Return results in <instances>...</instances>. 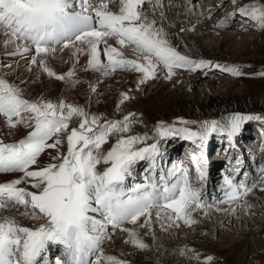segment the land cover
I'll use <instances>...</instances> for the list:
<instances>
[{"label": "snow or ice", "instance_id": "6c2138e0", "mask_svg": "<svg viewBox=\"0 0 264 264\" xmlns=\"http://www.w3.org/2000/svg\"><path fill=\"white\" fill-rule=\"evenodd\" d=\"M115 2L0 0L3 45L6 49L13 46L8 55L27 60L29 70L34 66L50 78L73 85L79 83L75 65L80 55L88 57L85 71L108 76L117 69L132 70L141 74L138 84L155 79L160 65L167 69L165 79H171L176 68L195 71L211 66V62L190 59L170 45L163 29L143 11L144 4L151 0H119L117 10H112L109 5ZM238 12L264 28V5L241 6ZM124 48L132 51L133 58L125 56ZM65 49H71L74 63L67 73L58 74L48 60ZM225 70L240 75L236 68ZM129 98L124 93L120 102ZM0 117L9 129L18 125L31 129L18 142L0 139V173L22 174L0 183V209L11 202L30 206L33 218H46L45 224L29 228L13 217H0V264H126L104 252V242L112 238L109 226L127 232L126 243L146 249L148 245L139 233L123 225H136L143 218L140 226L150 227L154 216L162 225L179 226L180 221L191 225L195 223L194 212L207 214L213 207L203 190L207 160L192 156L200 186L193 184L183 165L173 164L166 174L162 169L157 174L156 159L161 155L158 144H147L146 135H125L131 131L133 113L102 123L103 117L64 100L27 99L19 86L0 76ZM73 117L79 123L70 127ZM252 119L260 117L234 114L223 123L203 121L198 131L187 127L195 121L180 120L183 127L161 123L158 134L181 136L199 142L203 148L213 133H226L232 138L246 120ZM113 134L118 136L116 143L106 153L101 151ZM65 143L67 150L61 152ZM49 149L56 150L57 155L52 157L56 162L39 166L40 157ZM146 159L152 162L151 176L144 183L126 187L133 165ZM101 163L109 165L102 172L97 170ZM25 184L28 187L21 186ZM221 191L225 199L220 203L243 207L239 201L251 189L225 176ZM50 243L63 246V259L45 258Z\"/></svg>", "mask_w": 264, "mask_h": 264}, {"label": "bare ground", "instance_id": "6f19581e", "mask_svg": "<svg viewBox=\"0 0 264 264\" xmlns=\"http://www.w3.org/2000/svg\"><path fill=\"white\" fill-rule=\"evenodd\" d=\"M157 1L158 0H151V2H146L144 4L143 11H144L145 15H147L150 20H154L156 22V26L158 28L163 29V31L167 35V39H168L170 45L175 47L177 51H179L181 54L189 57L190 59H193L196 61H200V60L209 61V62H211V66L200 68V69H197L195 71H190L186 68H184V71H180V70L177 71L176 70L178 72V74L180 75L179 78H176V77L173 78V76H174L173 75L171 79H165V75H166L165 69L166 68L163 65H160L157 69L155 79H149L143 84H138V81L141 78V74L136 72V71H132V70L117 69L115 72L111 73L108 76H104L101 72H98V71H92V70L85 71L84 66L87 64L88 57L85 55H80L79 63H77L75 65V67H76V79L79 81V83H76L75 85H73V84H71L65 80H58L55 78H50L45 73L38 70L34 66H32L31 70H29V65H28L27 60L22 59L19 56L8 55L9 52L13 51V46L10 45L6 49L3 45L4 37L0 36V76L7 79L9 82L19 86V88H21L23 90V94H24L25 98H27V99L35 100V99H39V98L43 97L45 99L52 100L54 102L59 101V100H64L67 103H72V104L78 103L79 105L86 108L85 109L86 111L96 110L95 112H92L91 114L103 117V120L101 121L102 123L104 122V120H111L109 118L111 115L116 116V114H118L119 111L121 110V105H123V104H125L124 106H130L132 113L138 115L139 113H137L138 109L136 107L141 108L145 104V101L147 99L141 98V100H139L140 99L139 93L137 94V92H136L137 88H141V91H143V92H145L148 88H150V90L148 91L150 93L148 98L156 99V101L154 102V105H156V107L159 110L163 111V110H166L167 108H169V107L163 106V101L167 100V99H164L166 97L165 95H167V96L171 95V94H165L171 88H175L176 91H182L183 94L177 95L176 93H174V97L171 96V98H168V99H170V101H169L170 106H172L174 108H178V109L179 108H186L189 105L191 106L194 103V100H196L195 99L196 94L194 92L195 91L194 88L198 85L200 86V83H202L201 79L206 77L205 74L208 73V72H206L208 69H210V70L213 69V70H215L214 72H222V74L234 76V79L237 77V75H234L233 73L225 70L226 68H234L235 67L234 64H231V65L227 66L226 68H224V67L221 68V66H220L219 67L220 69H219L218 67H216V65L219 63L214 64L212 62L213 61L212 58L209 57V59H208L207 58L208 55L201 54L202 51L200 50V47H201L203 42H210V43L214 42V44L216 45V48H217L214 51H215V54L217 56H219L220 60H224L227 56L228 57L233 56L234 58H232L233 60H231V61H233V63L238 61V58H235V57H237L239 54H231L230 53V50L226 46V43L228 42L227 40H224L223 42L215 40L216 35L214 34V32H215L214 27H216L215 21H216L217 17L213 18V16L210 15L211 14L210 12H209L210 13L209 14L206 12L202 13L201 11H199L200 13L195 14L196 13V12H194L195 9L193 7H190L188 4H187L188 6H184V7L179 6L178 13L175 12L174 16L169 15V6H170L169 4L172 2V0H163V2H161V3L157 2ZM259 1L264 4V0H259ZM118 2H119V0H116L115 3L110 4L109 5L110 8H112V10H117ZM224 2H225V4L229 3V4H227V7L229 8V12H232V14H234L236 17L239 16V18L244 17V16H241L238 12L239 6L241 7L243 4H244V6H248L247 5L248 3L252 4V0H224ZM198 4H201V3L199 2ZM234 4H238L237 9H236V5H234ZM208 5L209 4L207 3V6ZM201 6L202 5H200L198 7H201ZM192 21H193V23H192ZM241 21H243V19H241ZM253 22L257 24V22H255L254 20H253ZM246 23L248 25V21ZM257 28H259V27L257 26ZM197 37L199 39H197ZM200 40H202L203 42ZM109 43L113 44L115 46L114 40L110 39ZM101 47H103V45H101ZM123 51H124V54L127 58H133V53L129 48H124ZM201 55H204V56H201ZM241 55L242 54H240V56ZM221 56H223V57H221ZM102 59H106V58L103 57V55H102ZM48 63L58 74L67 73L72 68L73 63H74V61L72 59L71 49H65L63 51L58 50L54 57L49 58ZM9 64L12 65L11 68L7 67V65H9ZM219 65H221V64H219ZM176 69H179V68H176ZM176 71H174L175 74L177 73ZM196 72H200L198 76L197 75L194 76V73H196ZM122 75H126V76H128V78L125 76L127 80H124V82L123 81L119 82L118 77H120V76L122 77ZM210 79L213 80L209 84L212 86H216L218 84V82L224 83V81L221 79H214L213 77L212 78L210 77ZM166 81H168L170 83H168L166 85L162 84L159 93H157V94L155 93L154 95L151 93V89H152V91H155L156 87L159 86V84L161 82L165 83ZM92 87L95 88L94 92L91 90ZM201 87H202V85H201ZM129 90H132V92L134 91L133 93L130 92L131 94H133V96H138V99L135 101L134 105L133 104L129 105L127 101H124L123 103L120 102L122 99V95H120V94H122V93L129 94ZM187 90H189V92H192L191 97H194V100L190 101L187 99V96H185V92ZM55 94L57 95V98L59 97L57 100L55 98V96H56ZM197 95H198V93H197ZM223 96H224V94H221V93L217 97L210 96L211 100H210L209 104L206 105L207 103H204V105L205 106H211V107L218 106L221 104V101L224 99V98L222 99ZM87 103H88L89 107L91 106L90 109L87 108ZM126 109H127V107H126ZM121 111H123V108ZM119 120H122V119H119ZM247 125H249V123L246 120L242 124V126L245 128L243 129V127H241V129L237 135H239V133H241L240 136L242 137V135L246 132L245 129H246ZM18 129H19L20 133H17ZM29 130H30V128L24 127L23 125H18L14 129H9L5 125L3 118L0 117V139H2L5 143L16 142L15 140H16L17 134L21 135L22 133H24L25 135H23L24 136L23 138H25L28 135L27 132ZM245 134H247V132ZM215 135H219L220 137H223L227 134L226 133L212 134L208 138V140L209 139L210 140L209 141L207 140L205 142L203 148H205L207 150L208 147L213 145V144H216V146H220L219 143H222V142L218 141L217 138H212ZM237 135L232 137L233 138V141L231 143L232 147L229 146L230 149H229L228 155H229L230 160L232 158H235L241 164L242 170L245 173L244 176H242L241 181L238 182V180L240 178L236 177L233 179V182L234 183L243 182L251 189V191L248 192L247 195L241 197V199L239 201V203L241 204V200L246 199L244 201L243 207H240L237 204H231V205L230 204H220V201L225 199L224 193L221 191V188H222V186H224V177L227 176V173H228V172L225 173V169L228 168L227 166H226V168H224L222 170L223 174L221 173V175L219 176V178L220 177L221 178L218 179L217 183H214L213 182L214 178H212L214 174H212V172H213V169H215V167L217 165L215 164L216 162L213 163L211 156H209V152L206 151L203 154V152L200 151L198 153V150L194 149V151L191 150L192 152L187 155L188 157L186 156L187 158H183V160L185 162V164H183V166H185L186 163L188 162V158L192 159L193 154L207 160V165L205 168L206 177H205V181L203 183V190L206 194V196H205L206 200L208 202L213 203V207L210 210H208L207 214H205L204 211H201V210H198V211L193 213L192 218H193V220H195V223H193V224H196L198 222H200V223L204 222V226L201 227L198 225V226H196V228H193L196 230V233L199 234V236H197V238H199L201 236V234H203V233H207L208 236H214L215 235V232H217L216 231L217 227L216 226L212 227V225H213L212 220H216V224H218V225L221 224L222 222L226 221V220L232 219V221H234L233 220L234 218L240 220V223H243L244 220H246V217L249 213L250 214L251 213L257 214V212H258L257 210H259L260 213L262 212L261 208H259V207L264 206V194L262 193V190H260L261 187L264 186V173H262V175L259 177L255 176L256 178H259L258 181H257V179L252 178L254 176L253 172H252V167H251L250 162H247L248 156L246 155V153H244L245 147H243V145H242V140H244L245 138H247V140H249L251 137L245 135L244 139H241L240 137L237 138ZM161 139H163V137H161ZM161 139L159 138L158 142ZM174 139H177V140L173 141V142H167V141L162 140L163 145L160 146V149H159L162 152H160L161 153L160 157L158 156V158L156 159V165H157L156 172H157V174L160 173L161 169L166 174L167 171L172 167V165L170 163H168V157H167V154L164 153V149H167L168 152L169 151L172 152L173 154L170 155V157H173L174 155H176L178 153L179 146H182L181 143L184 142V140L181 136H179L178 138H174ZM187 142H188V140H187ZM191 142L193 143V141H191ZM65 145H66V147H65ZM63 146H64V148H63ZM63 146L60 149H63L66 152L67 144L65 143ZM198 146H196V147H198ZM263 150H264V146H263L262 141L260 143V147H259V150L257 153L251 154V150L247 149L248 154L250 155V160L252 157V166L254 167L253 169L256 168L257 163H259L261 167L264 166V151ZM53 151H54V149H49L48 152H46L45 154H43L40 157L39 166H45L48 163L53 162L52 161ZM162 153H164V155H162ZM164 158H165V161L163 163L159 164V162ZM218 159L219 158H216L217 161H218ZM146 160L143 162H146ZM139 162H137L136 164L133 165L131 173L138 171V168H139L138 163ZM149 162H151V161L149 160ZM222 162H223V160H222ZM98 167H99V165H98ZM151 168H152V163L150 166H148L146 168V172L144 174L145 180H146V177L151 176ZM104 169H105V167H104ZM191 169H193V166ZM97 170L102 172V170L99 168H97ZM20 175H22V174L21 173H0V183L10 181L14 178H17ZM133 177H136V176H132V175L128 176L126 181H125V185H127L129 180ZM195 178H196V182H197V183H194L195 186H196V184H198V186H200V182L197 180V177H194V179ZM191 180H193V179H191ZM136 183H138V182L136 181ZM21 186L22 187H28V185H26V184L21 185ZM8 205L10 208L12 206L13 207L16 206V205H13L11 202H9ZM248 207L252 208V209H250V211L248 210L249 212L247 211ZM217 209H220V210H217ZM233 209H235V211H233ZM9 211H11L10 214L5 215L4 217H13L21 226H24V227H29V228L39 227V226H37V224H35L37 222H32V220L29 217L25 216L24 214L22 215V214L16 213V211H13L12 209H6V210L2 209V210H0V214L3 215L4 212H9ZM263 214L264 213L262 212V215ZM142 221H143V218H141V221L138 222L136 225H132L131 228L136 227L135 231L137 233H139V236L142 240L144 239L145 236L150 237V240L145 241L144 243H146L148 245V247L146 249H148V251L151 252V255L155 256V258L161 257L162 258L161 261L163 263H166V264H181V263H178L179 262L178 257H180V255L182 256V254L185 253L186 249L184 247H182V248L180 247L181 242H180V246L176 245L173 247V246L168 245V247L165 248L166 244L164 245L163 240L160 239V237H159L160 233L158 234L157 230L159 232H163V234L171 232L174 235H178V236L182 235L183 236V234H184V236H185V234L188 232L186 230L190 227V225L184 224L182 221L179 222V226H176L175 224H173L172 226H169V224H167V223L162 225L161 222L159 220H157L154 216L152 221H151L150 227H141L140 224L142 223ZM43 223L44 224L46 223V218H44ZM159 226H161V227L159 228ZM143 228H145V229L143 230ZM177 229H181V230L178 231ZM109 232H111V231H109ZM262 233H264V231ZM193 237H195V236H193ZM257 237L255 235L247 234V235L242 237L243 238L242 241L237 242V244L234 247V249H235L234 250L235 251L234 256L236 257L238 262H242L240 260L245 258L244 256L249 255L251 253V250L255 248L256 240H258ZM171 239H172V237H171ZM123 244L116 242V244L113 246V248L117 249V252L115 254L107 253L106 255L115 256L118 259L126 262V259H128L129 257L127 255V250L125 249V246ZM176 244H177V242H176ZM178 244H179V242H178ZM185 244H186V241H185ZM109 245L110 244L106 245V247H108ZM170 245H172V243H170ZM163 247H164V249H163ZM215 248L218 249L217 247H215ZM49 249L50 248H48L47 251L44 253L45 258H47L48 260H50V258L51 259L53 258L50 256L51 251ZM219 249H218V251H219ZM215 250L212 249V252L217 253L218 254L217 256L223 257V255H225L223 253V251L216 252ZM252 251H254V250H252ZM137 252H138V250H137ZM195 252H200V249L197 248V250H195ZM172 257H174V260L170 261V258H172ZM259 257L260 258L262 257L261 261H264L263 255L261 256V254H260ZM139 258H141V256H139ZM154 262H155V264L157 263L156 260H154ZM40 264H42V261L40 262ZM157 264H160V263H157Z\"/></svg>", "mask_w": 264, "mask_h": 264}, {"label": "rangeland", "instance_id": "374dc122", "mask_svg": "<svg viewBox=\"0 0 264 264\" xmlns=\"http://www.w3.org/2000/svg\"><path fill=\"white\" fill-rule=\"evenodd\" d=\"M157 2L161 3L163 2V0H158ZM199 2L201 4H198ZM207 3L209 4L208 6H207ZM187 4L190 7H193L195 9L194 10V12H196L195 14L200 13L199 11H201L202 13L210 12L211 14L210 13L209 14L213 16V18L217 17L215 21L216 27H214L215 28L214 34L216 35L215 40L220 41V42L227 40L228 42L226 43V46L230 50V53L239 54V55L235 57V58H238V61L234 63L233 61H231L233 60L232 58H234L233 56L231 57L227 56L224 59L225 61L220 60L219 56L215 54L214 50H216L217 48L214 42L212 43L203 42L204 41L203 39H202L203 41L200 40L203 42L200 47V50L202 51L201 54L208 55L207 56L208 59L209 57L212 58L213 61L212 60L211 61L214 64L216 63L221 64L220 65L221 68L222 67L226 68L227 66L234 64L235 66L234 68L238 69L240 75H237V77L234 79V76L222 74V72H214L215 70L208 69L206 71L208 73L205 74L206 77L201 79L202 83H200V86L198 85L194 88L195 90L194 92L196 94L195 99L197 101L194 100V97H191L192 92H189V90H187L185 92V96H187V99L190 101L194 100V103L191 106L189 105L186 108H179V109L170 106L169 105L170 99L168 98H171V96L174 97V93H176L177 95L179 94L182 95L183 94L182 91H176L175 88L169 89L168 92L165 94H171V95L167 96L164 94L166 96L164 99H167V100L163 101V106L169 107V108L161 111L156 107V105H154V102L156 101V99L148 98L150 95V93L148 92L150 88H148L145 92L141 91V88H137L136 92L137 94L139 93V98H140L139 100H141V98H145L147 99L146 100L147 102L145 101V104L141 108L136 107L138 109L137 113L139 114L136 115L133 113L134 122L131 124V131L129 133H125V135L126 136L128 135L145 136L146 135L149 137L146 143L147 144L156 143L158 144L159 149H160V146L163 145L162 140L167 141V142H173L177 140L174 138L179 137V136H168V137H163V139H161L160 135L158 134V127L161 123L165 125H175L176 127H183L185 125L180 124L179 123L180 120L195 121L197 123L189 124L187 125V127H189L193 131H198L200 129V124L203 121L216 120V121H220L221 123H223L227 118H229L230 116L234 114H241L245 116H254V117L258 116L260 117V119L247 120L249 123V125H247L245 129L247 134H245L246 133L245 132L242 135V137L240 136L241 133L237 135V138L240 137L241 139H244L245 135L251 137L249 140H247V138L242 140V145L243 147H245L246 152L244 151V153H246V155L248 156L247 162H250L251 167H252V172L254 175L252 178L257 179L258 181L259 178H256L255 176L259 177L262 175V173H264V166L261 167L260 164L257 163L256 168L253 169L254 167L252 166V157L250 160V155L248 154L247 149L251 150V154H253V153L258 152L261 141L263 142V146H264V75H261V73H264V28H261L258 23H257L258 25L254 23L253 20L250 18L247 19V17H243V18H239V16L236 17L234 14H232V12H229V8L227 7V4L229 3L225 4L224 0H172V2L169 4L170 5L169 15L174 16L175 12L178 13L179 6L180 7L188 6ZM196 4L198 6L200 5L202 6L198 7ZM252 4L264 5L259 0H252ZM234 5H236V9H237L238 4H234ZM247 5H251V3H248ZM242 6H244V4ZM241 19H243V21H241ZM247 21H248V25L246 23ZM257 26L259 28H257ZM197 39L199 38L197 37ZM240 54H242L243 56L242 55L240 56ZM201 56H204V55H201ZM165 70L167 72V69ZM176 70L184 71V68L174 69V71ZM199 73L200 72L194 73V76L196 75L198 76ZM125 76L126 75H122V77L121 76L118 77L119 82L121 81L124 82V80H127L126 77L128 78V76L126 77ZM175 77L176 78L180 77L178 72L173 76V78ZM210 77L211 78L213 77L214 79H221L224 81V83L218 82L216 86L209 85L213 81L210 79ZM168 83L170 82L168 81H166L165 83L161 82L159 86L156 87L155 91H152L151 89V93L153 95L155 93L156 94L159 93L161 85L162 84L166 85ZM130 92H132V90H129L128 96L130 98L124 101H127L129 105L131 104L134 105L135 101L138 99V96H133V94H131ZM220 93L224 94V96L222 97V99L223 98L224 99L221 101L220 105L213 106V107L204 105V103H207L206 105L209 104L211 100L210 96L217 97L219 96ZM55 98L57 100L59 97L57 98V95H56ZM73 104L79 105L78 103H73ZM124 105L125 104L121 105V110L123 108V111L120 110L119 113L116 114V116L111 115L109 118L111 120H119V119H123L124 116L130 114V112L132 113L131 107L124 106ZM87 108L88 109L91 108V106L89 107L88 103H87ZM95 111L96 110H90L88 112L92 113ZM78 123H79V119L76 117H73L70 127H75L78 125ZM244 128L245 127H243V129ZM17 133H20L19 129L17 130ZM27 133H29V131ZM213 134H217V133H213ZM23 135L25 134L24 133H22L21 135L17 134L15 141L23 138L24 137ZM215 136H213L212 138H217L218 141H221L222 143H219L220 146H216V144H213L209 146L207 150L205 148H200V146H198L199 142H196L198 144L197 145L198 147H196V145H194V142L192 143L191 140H188L187 142V140L185 139H183L184 140L183 143L180 142L182 146H179L178 153L174 155L173 157H170V155L173 154L172 152L170 151L168 152L167 149H164V153H166L168 157V163H170L171 165L173 164L182 165L185 163L183 158H187L188 157L187 155L190 154L192 151H194V149L198 150V153L200 151L203 152V154L204 152L207 151L209 152V156H211L213 163L216 162L215 164L217 165L215 169H213V172H212V174H214L212 177L214 178L213 179L214 183H217L218 179L221 178V177L219 178V176L221 175V173L223 174L222 170L226 168V166L234 172L238 171L237 178H240L238 182L241 181L242 176H244L245 174L242 170L241 164L235 158H232L230 160L229 155H228L229 149H230L229 146L232 147L231 143L233 139L231 140V138H229L227 135L223 137H215ZM159 138L161 140L158 142ZM117 139H118V136L113 134L109 138L108 142L103 145L101 151L106 153L116 143ZM142 146L144 145H137V147H142ZM60 151L63 152L64 150L60 149ZM164 153H162V155H164ZM56 155H57V152L56 150H54L52 153V157ZM216 158H219L218 161L216 160ZM143 161H140L138 163V166H139L138 171L131 173L132 176H136V177H133L134 179L131 178L127 184L133 185L132 181H137L138 183L145 182L144 174L146 172V168L150 166L152 162L149 163L148 159L146 160V162H143ZM164 161H165V158L162 159L159 162V164L163 163ZM53 162H56V161H53ZM100 165L105 166V168L109 166L103 163L99 164V167L97 166V168L101 169L102 171L104 170V167H101ZM192 166L194 169L195 164L192 162L191 158H188L186 167H189V170L191 171L190 172L191 177L193 173L191 169ZM232 174L233 173L230 172V174L228 173L227 176L232 178L233 177ZM133 183L135 184L136 182H133ZM196 185L198 186V184ZM263 187L264 186H262L260 190H262V193L264 194ZM29 190H32V189H29ZM245 200L246 199L241 200L242 205L244 204ZM220 204H228V203H220ZM259 208H261V211L264 213V206L259 207ZM250 209L252 208L248 207L247 211L248 210L250 211ZM12 210L16 211V213H19L22 215L24 214L25 216L29 217L32 220V222H37L35 223L37 224V226L44 224L43 216L37 215L36 218H33L32 210L30 209V206L26 207L23 205L22 207L19 206V207L13 208ZM257 211H258L257 214L249 213L246 217V220H244L245 223L244 222L240 223V220L234 218L233 219L234 221L230 219L231 221L226 220L218 225L216 224V220H212L213 221L212 227L214 226L217 227L216 229L217 232H215L214 236H208L207 233H203L201 234L199 238H197L199 234L196 233V230L193 228H196V226L198 225L201 227L204 226V222H201V223L198 222L196 224L192 223L190 227L186 230L188 232L185 234V236L184 234L183 236L174 235L171 232L163 234V232H159L158 230L157 232L158 234L160 233L159 237L160 239L163 240L164 245L166 244L165 248H167L168 245L173 246V247L176 245L180 246V242H181L180 247L181 248L184 247L186 249L185 253L182 254V256L180 255V257H178V260H179L178 263H181V264H264V261H261L262 257L261 258L259 257L260 254L261 256L262 255L264 256V233H262L264 231V214L262 215V212L260 213L259 210ZM10 212L11 211L4 212L3 215L0 214V217H4L5 215L10 214ZM131 226L132 224L123 225V227L125 228H131ZM160 227L161 226H159V228ZM134 229H136V227ZM144 229L145 228H143V230ZM177 230L179 231L181 229H177ZM108 231H111L109 233L111 234L112 238L110 240H106L103 244V249H104L105 254L107 253L115 254L117 252V249L113 248V246L116 244V242L122 243V244L124 243L123 245L125 246V249L127 250V255L129 257L128 259H126V264H136V263L137 264H155L154 260H156L157 263L166 264L161 261L162 260L161 257L155 258V256L151 255V252H149L148 249H140V248L135 247L131 243H126L125 241L129 239L127 232H124L118 229H109ZM247 234L255 235L256 237L258 236L257 237L258 240H256L255 248L252 249L254 251L251 250V253L249 255L244 256L245 258L240 260L242 262H238L236 257L234 256L235 255L234 247L237 244V242L242 241L243 239L242 237ZM148 240H150L149 236H145L143 239L144 242ZM185 241L187 245L185 244ZM170 243H172V245H170ZM108 244L110 245L106 247V245ZM215 247H217L218 249L220 248L219 251ZM197 248L200 249V252H195ZM212 249L213 250L216 249L215 250L216 252L223 251L225 255H223V257L217 256L218 254L213 253ZM58 255L60 254L59 253L54 254V256H51L53 258L52 259L50 258V260H53L55 257H58ZM139 256H141V258H139ZM209 258H211L210 261H209ZM173 260H174V257L170 258V261H173Z\"/></svg>", "mask_w": 264, "mask_h": 264}]
</instances>
